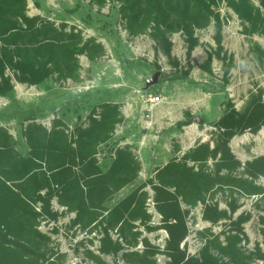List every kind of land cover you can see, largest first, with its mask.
Listing matches in <instances>:
<instances>
[{
	"label": "rangeland",
	"instance_id": "rangeland-1",
	"mask_svg": "<svg viewBox=\"0 0 264 264\" xmlns=\"http://www.w3.org/2000/svg\"><path fill=\"white\" fill-rule=\"evenodd\" d=\"M28 1L29 16L47 19L57 27L67 24V30L75 27L82 31L85 39L93 38L101 43L106 53L93 62L85 55L79 56L78 81H63L54 74L37 86L12 87L6 95L9 101L0 111V125L13 133L21 150L25 148L22 129L29 121L36 119L46 124L47 119L54 116L55 120H64L67 125H76L85 122L94 111L99 113L100 105L105 103L119 104L122 109L134 105L139 116L146 115V123L151 122L152 130L154 113L162 110L160 130H174L186 137L188 148L202 144L216 147L219 132L213 125L223 116L228 102L244 113L252 96L261 95L264 100V7L261 0H247L248 8L242 13H237L225 0L220 2L215 7L219 20L196 29L193 38L183 32L168 35L170 53L165 44L154 41L149 34H129L118 0H107L103 7L91 4L90 0ZM233 1L242 5L241 0ZM157 72H161L158 84L145 91L146 81ZM168 76L184 79L170 80ZM149 97L160 98V103H148L146 107L144 100ZM138 135L142 137L140 129ZM117 144L119 140L109 151ZM171 144L175 151L179 150L175 139ZM230 147L242 166L264 156V127L258 133L248 131L235 136ZM208 168L213 171L214 163ZM257 184L264 187V177ZM233 200L238 207L235 213L230 208ZM181 205L188 229L181 248L188 258L200 259L202 250L212 238L210 235L203 237V233L210 230L220 235L224 242L227 236L224 233L235 229L232 222L241 217L244 221L240 247L246 254H255L250 264H264L260 257L264 255V195L246 196L225 188L210 192L206 203ZM205 205L227 211L230 219L217 224L205 221ZM53 210L58 212V219H40L38 229L51 239L49 250L61 256L55 258L56 264H98L90 253L101 256L105 264H129L121 255L100 254V228L99 232L91 233L74 225L75 215L55 202ZM152 216L153 226L164 225L162 216L158 213ZM111 236L119 239L117 232H112ZM145 236L159 250L157 264H171L165 253L169 239L167 231L161 229L145 233ZM141 249V245L130 248L132 251ZM213 254L220 257L218 252L213 251ZM224 261L232 264L228 258Z\"/></svg>",
	"mask_w": 264,
	"mask_h": 264
},
{
	"label": "trees",
	"instance_id": "trees-1",
	"mask_svg": "<svg viewBox=\"0 0 264 264\" xmlns=\"http://www.w3.org/2000/svg\"><path fill=\"white\" fill-rule=\"evenodd\" d=\"M107 0H90L91 4L105 6ZM121 2V17L126 22V29L131 36L149 34L158 43L167 46L170 53L168 35L183 32L187 37L193 38L195 30L209 26L213 20H219L215 7L224 0H118ZM237 13H242L248 8L247 0L242 4L233 0H225ZM264 7V0H261ZM244 7V8H241ZM28 0H0V95H7L12 90L6 71L14 73L17 79L37 85L43 83L54 74L59 78L80 80L81 64L79 56L85 55L90 61L105 55V47L96 39H85L83 33L68 25L57 27L53 22L40 17H29ZM167 79H184L178 76H168ZM99 118L96 111L89 115L90 126L87 129L77 127L72 134L67 152L78 157L80 163L88 157L95 155V147L110 138L116 126L123 121L121 106L114 103H105L99 107ZM219 132V140L211 149L208 144H202L191 150L182 158L181 164L171 163L164 170L169 179L162 182L164 188H175V193H170L163 188L164 199L159 206L163 216V228L167 231L166 254L171 264H229L224 261L228 258L232 264H250L255 254H246L240 247L243 229L241 224L244 218L232 222L235 229L224 233V242L220 235H214L210 230L202 234L212 238L207 242L201 252L200 259L188 258L181 248L185 241L188 229L185 222V212L181 203L197 205L206 203L204 192H213L225 188L246 196L264 195V187L257 181L264 177V156L252 161L242 163L231 150L230 142L235 136L246 132L258 133L264 127V100L261 95L252 96L251 102L244 113H240L232 102H228L223 116L213 125ZM29 135V134H27ZM68 140V136H64ZM10 140L8 134L0 147H7ZM4 145V146H3ZM75 145V146H73ZM8 151V150H7ZM10 149L7 154L0 150V264H56V256L49 250L51 239L38 228L40 219L57 220L59 214L51 208V193L46 197H36L23 194L17 188V181H22L34 170L32 163L24 171H15L19 164H15L16 155ZM69 154V153H68ZM70 157V155H69ZM213 160L214 170L208 168V161ZM194 166L188 167V162ZM73 163H76L75 160ZM197 165L198 170L196 171ZM37 166V165H36ZM139 166H136L137 173ZM207 169V170H206ZM209 170V172H207ZM132 181V180H129ZM126 181L123 185L129 183ZM122 185V186H123ZM121 186V187H122ZM79 187H76L78 190ZM19 190V191H17ZM160 190V188H158ZM63 189V192H67ZM42 201L43 206L37 211L35 204ZM120 205L111 210L108 217L96 224L94 228H87L95 223L94 219H85L83 210H78V217L74 225L91 233L101 229L102 238L99 252L105 256H119L129 264H157V247L144 239L142 251H132L130 248L137 246L140 233H134L135 226L123 218L128 212L129 217L136 218L141 206ZM231 212L238 209L235 200L230 203ZM104 211V210H103ZM121 223L119 239L113 240L110 235L112 222L118 216ZM145 220L150 217L145 215ZM203 218L212 224L229 220L227 211H222L218 206L205 205ZM146 221L144 223H146ZM129 234L135 243L128 242ZM120 239L125 244L120 242ZM128 248H127V247ZM218 252L220 257L213 254ZM260 253V252H258ZM259 255V254H258ZM92 260L98 264H105L99 255L90 253ZM264 259V255H260Z\"/></svg>",
	"mask_w": 264,
	"mask_h": 264
},
{
	"label": "crops",
	"instance_id": "crops-1",
	"mask_svg": "<svg viewBox=\"0 0 264 264\" xmlns=\"http://www.w3.org/2000/svg\"><path fill=\"white\" fill-rule=\"evenodd\" d=\"M6 77L10 80L12 87L18 85L33 86L17 79L14 77V73L9 70L6 71ZM70 80L66 79V81ZM8 101L6 95H0V111L6 107ZM121 112L123 121L116 126L114 132L110 134V138L97 145L95 155L88 157L81 163L78 157L72 156V153L67 152L66 148L77 127L89 128V119L76 125H67L64 120H55L54 116L48 118L46 124L36 119L31 120L22 129L21 138L26 148L22 150L13 133L0 125V141H5L6 134L10 137L6 143L7 147H0V150L5 151V154L10 149L13 150L10 155L14 153L16 155L14 163L19 164L15 168L17 173L19 171L24 172L31 163L34 166V171L28 177L16 182L17 188L23 194L27 193L36 197H46L47 194L51 193L52 210L55 202L59 207L75 215L73 223L78 217V210L84 211L85 219L96 220L95 223L87 227L93 229L96 224L100 225V222L108 217L111 210L120 205H129L133 209L141 206L142 210L137 211L136 218L129 217L128 212L124 213L123 218L135 226L134 233H140V236L136 238L137 246L141 245L144 249V239L152 244L145 233L163 229L153 226V216L146 206L149 200H153L155 211L162 216L159 212V206L165 196L162 193L164 187L161 183L169 180L164 174V170L173 162L181 164L182 158L199 145L188 148L185 144L186 137L183 138L174 130H160L159 120L162 110L157 109L154 113L156 117L155 120L153 117L154 130H152L153 126L148 127L146 125V115L144 117L139 116L134 105L126 109L121 107ZM98 114L97 112L96 118H99ZM139 129L142 137L138 135ZM64 136H68V140H65ZM174 139L180 145L178 151H175L171 144ZM118 140L119 144L109 151L110 147ZM210 148L214 149V146L210 145ZM74 160L76 163H73ZM212 164L213 160H209L208 165ZM137 165L139 169L135 175ZM193 165L194 163L190 161L187 163L188 167ZM197 170L198 167H196ZM126 181L129 183L123 185ZM76 187L79 189L76 190ZM63 189L68 191L63 192ZM164 189L170 193H175V188ZM213 191L212 189L211 192ZM209 194L210 192L203 193L206 197ZM188 205L192 206L191 204ZM42 206L43 203L40 200L35 204L37 211H40ZM53 212L55 211L53 210ZM55 213L58 214V212ZM145 215H148L150 219L146 221ZM119 218L120 215L115 221L113 220L110 235L112 232H117L119 235L118 231L121 226V223L118 222ZM145 221L146 223H144ZM126 237L128 242H136L131 235L127 234ZM112 239L116 241L113 237ZM120 242L125 244L122 239Z\"/></svg>",
	"mask_w": 264,
	"mask_h": 264
},
{
	"label": "built area",
	"instance_id": "built-area-1",
	"mask_svg": "<svg viewBox=\"0 0 264 264\" xmlns=\"http://www.w3.org/2000/svg\"><path fill=\"white\" fill-rule=\"evenodd\" d=\"M148 103H150L151 105H157V104L160 103V98L149 97V98H147V99L144 100V104H145L146 107H147ZM147 126H148V127H151V122H148V123H147ZM147 207H149L148 211H149L150 214H152V213L157 214V213L153 210V209H154V203H153L152 200L149 201Z\"/></svg>",
	"mask_w": 264,
	"mask_h": 264
},
{
	"label": "water",
	"instance_id": "water-1",
	"mask_svg": "<svg viewBox=\"0 0 264 264\" xmlns=\"http://www.w3.org/2000/svg\"><path fill=\"white\" fill-rule=\"evenodd\" d=\"M160 76H161V72H157V73H155L151 78H149V79L146 81L145 91H147V90H149L151 87L157 85L158 82H159ZM196 122H200V123H202L203 121H202V120H196Z\"/></svg>",
	"mask_w": 264,
	"mask_h": 264
}]
</instances>
